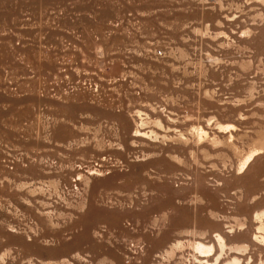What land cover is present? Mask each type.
Wrapping results in <instances>:
<instances>
[{
    "label": "rangeland",
    "instance_id": "obj_1",
    "mask_svg": "<svg viewBox=\"0 0 264 264\" xmlns=\"http://www.w3.org/2000/svg\"><path fill=\"white\" fill-rule=\"evenodd\" d=\"M208 258L264 264V0H0V264Z\"/></svg>",
    "mask_w": 264,
    "mask_h": 264
},
{
    "label": "bare ground",
    "instance_id": "obj_2",
    "mask_svg": "<svg viewBox=\"0 0 264 264\" xmlns=\"http://www.w3.org/2000/svg\"><path fill=\"white\" fill-rule=\"evenodd\" d=\"M136 132L138 133V134H141V133H143V129L140 127V126H138L137 128H136ZM196 248L197 249H199V250H206V249H208L209 247H207V246H205L203 243H201V242H198L197 244H196ZM214 258V257H213ZM209 261H211L209 258L206 260V264H209Z\"/></svg>",
    "mask_w": 264,
    "mask_h": 264
}]
</instances>
